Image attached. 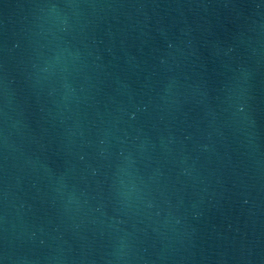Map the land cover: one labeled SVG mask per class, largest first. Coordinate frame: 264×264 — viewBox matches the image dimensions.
I'll return each mask as SVG.
<instances>
[{
  "label": "water",
  "instance_id": "95a60500",
  "mask_svg": "<svg viewBox=\"0 0 264 264\" xmlns=\"http://www.w3.org/2000/svg\"><path fill=\"white\" fill-rule=\"evenodd\" d=\"M0 264H264L256 0H0Z\"/></svg>",
  "mask_w": 264,
  "mask_h": 264
}]
</instances>
